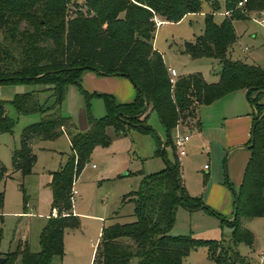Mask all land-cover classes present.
Wrapping results in <instances>:
<instances>
[{
  "label": "trees",
  "instance_id": "1",
  "mask_svg": "<svg viewBox=\"0 0 264 264\" xmlns=\"http://www.w3.org/2000/svg\"><path fill=\"white\" fill-rule=\"evenodd\" d=\"M0 0V85L40 84L49 86L52 102L39 100V91L14 93L0 99V132H11L14 121L7 106L17 114L37 112L39 119L21 128L18 145L11 151V168L28 174L34 163L31 144L53 140L62 133L68 138L70 154L62 167L50 173L47 183L50 212L38 235L39 250L16 244L13 251L2 254L1 264H49L53 256L61 258L62 234L77 224L71 212L70 188L82 172L95 146H107L111 139L106 129L125 137L133 128L152 133L146 123L148 109H154L166 132V141L156 137L158 152L165 145L175 149L172 132L182 118H192L190 130L199 127L197 108L209 104L237 89L247 90L253 124L247 147L250 157L236 191H233V218L226 220L200 198L191 196L184 184L180 160H165L160 171L142 175L138 188L122 196L133 203L134 220L113 222L101 229L93 264H183V259L198 246L206 247L208 258L216 264H244L235 249L238 243L252 246L254 233L241 225L242 218L264 217V69L255 63L231 59L227 53L236 41L233 20L248 19L244 9L260 13L264 0H224L226 15L214 21L219 0H206L212 12L204 17L203 31L193 41H186L183 52L191 58H216L220 63L218 80L208 83L199 72L172 79L162 54L153 46L156 25L161 21L178 22L186 14L200 9V0ZM72 2L74 8H66ZM84 7V8H82ZM23 26L20 27V24ZM99 75L128 78L136 91L128 103H117L109 93H89L77 79L84 70ZM74 85L85 104L88 129H76L61 105L66 89ZM100 98L105 114L99 118L91 112V100ZM5 170L0 164V183ZM228 182V181H227ZM229 185H231L228 182ZM22 198V208H25ZM202 209L219 217L232 228L231 246L216 239H195L173 235L177 207ZM2 190L0 186V210ZM1 222V214H0ZM1 239V228H0ZM213 248L220 252L216 255Z\"/></svg>",
  "mask_w": 264,
  "mask_h": 264
},
{
  "label": "rangeland",
  "instance_id": "2",
  "mask_svg": "<svg viewBox=\"0 0 264 264\" xmlns=\"http://www.w3.org/2000/svg\"><path fill=\"white\" fill-rule=\"evenodd\" d=\"M77 1L78 4H82V1ZM219 3V9L213 13L215 22H220L223 18L224 1L219 0ZM237 7L243 8V5ZM66 8H74L72 2L68 3ZM211 12V4L206 0H200V9L197 12L186 14L177 24L162 25L158 28L160 45L165 52V62L175 67L177 72H199L208 83L218 80L220 70L218 59L209 57L193 59L179 53L178 48L181 41L192 39L194 35L202 33L204 17ZM244 13L248 20L234 21L239 41L234 46L231 57L258 64L264 69V25L259 21L263 14L258 16L246 9ZM22 26L23 23L20 24V27ZM170 34L173 38H169V42L166 43L164 40L168 39ZM239 45H246L250 49L243 52ZM19 85L26 91H39L38 96H41L42 100L45 98L47 104L52 101L51 91L43 88L45 85ZM12 92V85H0V99H9L13 95ZM95 102L100 105L102 103L98 99L92 101L93 107L90 106L93 116L99 118L104 114H98L100 111ZM6 109L14 125L11 132H0V164L5 170L0 183L2 190L0 211L3 213L0 224V251L7 250L13 233L16 236L25 235L29 249L38 251V235L45 224V215L49 214L50 210V190L47 185L49 173L63 166L67 155L70 154V148L63 135L53 140L35 141L32 144L34 163L31 171L25 175H21L19 170L13 171L10 163L11 151L18 145L21 128L37 121L39 114L37 112L17 114L9 105ZM72 111L75 125H82L86 120L85 106L80 111L73 106ZM191 122L192 118H182L177 128L181 135L189 134L190 137L185 144L186 155L180 157L177 147L174 149L168 144L165 145L163 155L158 152L156 137L164 142L166 132L154 109H148L146 123L153 129L155 136L131 128L125 137H118L113 127L109 126L106 133L111 142L105 147L93 148L89 160L75 180L77 195L71 203L77 224L73 228L63 230L62 256L61 258L53 256L49 264H90L93 247L91 244L98 239V229L102 221L83 214H100L112 223L134 220L132 215L134 205L130 201L122 202V196L138 188L142 175L164 169L166 167L164 159L173 161L175 154L181 160L182 178L188 193L200 198L221 217L231 220L233 191L237 190V182L229 172L225 154L220 151L218 142L213 139L214 133L211 132L204 137L206 140L202 141L198 135L189 131L188 124ZM174 134L175 131L172 132V142L175 146ZM92 164L95 167H92ZM204 164L209 168L205 169ZM125 172L128 175H123ZM22 198L27 203L24 209ZM25 209L31 211L33 215L26 217L19 214ZM241 225L254 233V241L251 247L238 243L235 249L244 258V264H258L259 254H264V217L242 218ZM231 232L232 228L226 223H221L217 215L202 209L190 211L181 206L176 209L175 222L170 230L173 235H188L195 239H206L215 234V239L221 241L224 246H231ZM12 246L9 251L14 250L15 246ZM213 249L216 255L220 252L218 248ZM13 264H20L19 259H15ZM183 264L216 263L208 258L206 247L198 246L183 259Z\"/></svg>",
  "mask_w": 264,
  "mask_h": 264
},
{
  "label": "crops",
  "instance_id": "3",
  "mask_svg": "<svg viewBox=\"0 0 264 264\" xmlns=\"http://www.w3.org/2000/svg\"><path fill=\"white\" fill-rule=\"evenodd\" d=\"M228 14L229 13L226 12L225 8H223V12H222L223 18ZM254 14L258 16L260 15L259 13H255V12ZM263 17H264V11H263ZM239 20H242V19H239ZM180 21L178 22L163 21L155 29L152 43H153L154 48H156L162 54L164 62L166 60V57H165V52L163 51L160 45L161 43L159 41L158 28H160L162 25L177 24ZM234 21H237V20H233V26H234ZM242 21H245V20H242ZM217 23H219V21ZM234 30L236 33V41L229 47L228 53H227V55L231 59H233L231 57V53L234 51V46L239 41V35L236 32L235 26H234ZM198 35H194L193 38L189 40L193 41L195 37ZM169 38L171 39L173 38L172 34L168 35V39H165L164 41L168 43ZM189 40L181 41V43L179 44L178 50H179V53H181L182 55L186 54L183 52V45L186 41H189ZM239 47L243 52H248L250 49L246 45L245 46L239 45ZM165 64L167 65L170 71L171 78L173 80L179 76L191 73V72L184 73L181 71L177 72L175 67L168 65L166 62ZM77 83L80 87H82L84 90H86L89 93H92V92L109 93L113 95L117 103H128L134 99L135 90H134L133 84L130 82L128 78L123 77V76L99 75L95 71L88 69V70H84L82 73L79 74ZM43 88L47 89L49 88V86H43ZM12 91L14 93L28 92L26 91L25 88H22V85H12ZM13 92L11 94H14ZM40 97H39V100L44 102L46 105H49L52 102L51 101L49 104H47L45 98H44L45 100L44 101L40 99ZM98 99L100 98L95 97L91 100L90 104L92 107L94 105L92 104V101H98ZM259 101L261 103H264V92L261 94ZM101 103L102 104L100 105L98 102H95V105H97V107L99 108L100 112L98 114L100 115L105 114V109H104L102 100H101ZM73 106L77 107L79 111L82 110L85 106L84 99L82 95L78 93L76 86L69 85L66 89L65 98L62 104V110H64L65 113H67L70 116L72 122L75 125V122L73 121V118H72ZM197 110L198 111L195 115V119L199 122V127L194 130H190L188 128L189 131L198 135L202 141L206 140V138H204L205 136H208L211 132L214 133L213 139H215L218 142L217 146L220 148V151L225 154L226 160L228 162L229 172L232 174L235 181L237 182V185L239 186L241 179H242L244 168L250 157V150L247 147V144L251 137V128L253 124V116L251 114V105L247 99V90L237 89L235 91H232L226 94L225 96L217 100H214L213 102L209 104H204V105L199 106ZM75 127L79 131H85L86 129H88L87 119L84 120L82 125L80 126L75 125ZM61 135H63L66 138L67 143L69 145L67 135L65 133H62ZM189 140H190V137H189ZM32 144H31V148H32ZM184 155H186V150H185ZM180 164H181V170H182L181 160H180ZM205 165L206 164H204V166ZM92 167H95V165L92 164ZM208 168L209 167L205 169H208ZM123 175H128V174L125 172ZM49 180H50V173H49L48 182ZM74 184H75V181H74ZM222 191L224 192L223 189ZM76 195H77V192H76ZM50 200H51V194H50ZM26 204L27 203L25 202V207H26ZM71 212L74 216H76L74 214L72 207H71ZM0 214H1V222H2L3 213L0 211ZM19 214H21L22 216H26V217H30L33 215L31 211H28L26 209L22 210V212H19ZM49 214H50V210H49ZM49 214L45 215V219H47ZM83 215L89 216L90 218H93L98 221H102L98 229V239L95 243L91 244L93 247H92V254L90 257L91 259L90 264H93L95 250L100 241L101 229L103 226H106L112 222H108L107 221L108 218L100 214H83ZM215 236L216 235L213 234L211 237L210 236L206 237V239H215ZM62 243H63V237H62ZM16 244H20V247L23 244H26L29 249L27 237L23 234L16 236L13 233L10 241L8 242V247L6 251L11 250V246L12 245L15 246ZM6 251H0V253H5ZM30 251H33V250H30ZM33 252H36V251H33ZM260 254H263V253H260ZM17 258L19 259V257ZM258 263H259V260H258Z\"/></svg>",
  "mask_w": 264,
  "mask_h": 264
},
{
  "label": "built area",
  "instance_id": "4",
  "mask_svg": "<svg viewBox=\"0 0 264 264\" xmlns=\"http://www.w3.org/2000/svg\"><path fill=\"white\" fill-rule=\"evenodd\" d=\"M246 2V0H241L238 2V5H243L244 3ZM260 15L263 14V11L259 13ZM259 21L262 25H264V17H259ZM154 22L156 24V27L159 26L163 21H161L159 18L157 17H154ZM170 72V71H169ZM178 128V127H177ZM175 128V134H174V143H175V147H177V153H178V156H183L185 154V143L189 140V134H183L181 135L179 132H178V129ZM205 168H207L208 166L205 165L204 166ZM76 195V190L74 188V182L72 183V186L70 188V194H69V197H70V200L72 201V199L74 198V196ZM51 215L52 216H55L56 215V211L55 209H51ZM258 264H264V255L263 254H260L259 255V263Z\"/></svg>",
  "mask_w": 264,
  "mask_h": 264
},
{
  "label": "water",
  "instance_id": "5",
  "mask_svg": "<svg viewBox=\"0 0 264 264\" xmlns=\"http://www.w3.org/2000/svg\"><path fill=\"white\" fill-rule=\"evenodd\" d=\"M252 146V143L248 146V147H251ZM4 258L2 256H0V264L3 262Z\"/></svg>",
  "mask_w": 264,
  "mask_h": 264
}]
</instances>
